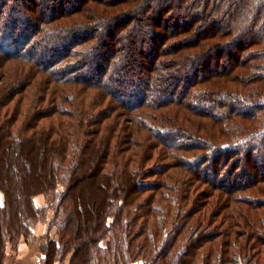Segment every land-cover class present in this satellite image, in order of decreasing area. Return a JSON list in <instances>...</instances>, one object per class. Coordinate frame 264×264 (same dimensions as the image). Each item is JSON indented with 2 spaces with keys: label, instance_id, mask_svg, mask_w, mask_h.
<instances>
[{
  "label": "trees",
  "instance_id": "16d2710c",
  "mask_svg": "<svg viewBox=\"0 0 264 264\" xmlns=\"http://www.w3.org/2000/svg\"><path fill=\"white\" fill-rule=\"evenodd\" d=\"M2 15L0 264L39 223L42 264H264V0H0Z\"/></svg>",
  "mask_w": 264,
  "mask_h": 264
},
{
  "label": "rangeland",
  "instance_id": "374dc122",
  "mask_svg": "<svg viewBox=\"0 0 264 264\" xmlns=\"http://www.w3.org/2000/svg\"><path fill=\"white\" fill-rule=\"evenodd\" d=\"M22 9H23V7H22ZM41 9V8H40ZM137 14H140L139 12L137 13ZM136 14V15H137ZM164 17L165 18H168V15L167 14H164ZM5 17L2 15L1 16V19H0V22L1 23H5ZM90 19H93V18H90ZM90 19H88V20H90ZM91 23H93V20L91 21ZM19 26V25H18ZM19 28V27H18ZM102 33H103V31H101ZM139 34V36H141V37H146V33L145 32H139L138 33ZM57 41V40H56ZM95 41V40H94ZM89 45H91V44H89ZM96 53H97V51H96ZM105 53H107V52H105ZM95 54V53H94ZM85 60H87V62L86 63H84V65H82V67L81 68H79L76 72H77V74H78V76H80L79 77V79L82 81V80H84L85 79V77L87 76V77H91V75H93L94 73H95V70L97 69L96 67L98 66V58L95 60V58H93L92 57V55H90L89 56V53H88V55H87V57H86V59ZM8 65H9V63L7 62V64H4V65H2L1 67H4L5 69H7V67H8ZM28 66H30L29 64H27ZM24 69V68H23ZM92 71V72H91ZM36 71L34 70L33 72H31V71H25L24 73H27V74H29V76H33L34 75V73H35ZM91 72V73H90ZM42 74H44V75H37L38 76V78L37 79H35V80H37L38 82H39V80H40V78L41 77H44L45 75H47L46 73H42ZM54 77H60L59 75H53ZM51 78V77H50ZM53 81H54V79L53 78H51ZM2 81V80H1ZM6 84V82L5 81H2V82H0V85L1 84ZM55 86H54V84H52V88H54ZM94 91H97V90H94ZM17 98H19V96H17ZM17 101H14L13 103H16ZM26 104H27V101H24V102H22V105L23 106H26ZM49 105V107H50V103L48 104ZM54 118H58V116H55ZM127 124L129 125V122H127ZM124 126L126 125L125 123L123 124ZM118 138H120V136H121V134L122 133H124V135H123V138L125 139V137H126V133H127V131H126V127L124 128V127H118ZM118 139H116L115 141H117ZM101 143H103V141L101 142ZM158 146V144L156 143V142H150V147L152 148V149H156V150H152V151H158L157 150V147ZM148 147V143H146L145 144V147H144V151H146V148ZM155 158H157L156 156L153 158V161L155 162ZM37 197L38 198H36L37 200H42L43 202L45 201V204L47 205L48 203H50V201H51V197L50 196H44V195H42V194H39V195H37ZM1 198H2V195H1V193H0V200H1ZM238 211V210H237ZM47 226H49V225H47ZM47 226H46V224L44 223V224H41V223H39L38 225L36 224V229L38 230L39 229V232H42V231H45V230H47ZM55 227L53 226V228H51V230L49 231L51 234H49L48 236L50 237V238H52V239H58L57 238V236L55 235ZM36 230V231H37ZM37 235H36V233H34V239L31 241V242H29L28 244H36V249L38 250V258H40L41 259V257L39 256V249H38V247H39V245H40V243H42V242H44L45 240H41L40 241V238H41V236L39 237V238H37L36 237ZM22 241H23V243L22 244H25V242H24V240L23 239H21ZM105 242H106V240H103L102 241V243H101V245L103 246L104 244H105ZM241 243L242 244H245V243H247L246 242V237L245 236H243V237H241ZM9 256V257H8ZM7 256V258H6V264H12L13 263V258H12V256H14V254H13V251H10L9 252V255ZM65 261H67V260H65ZM56 264H58V263H56ZM62 264V263H61ZM64 264V263H63Z\"/></svg>",
  "mask_w": 264,
  "mask_h": 264
},
{
  "label": "crops",
  "instance_id": "0c3cea01",
  "mask_svg": "<svg viewBox=\"0 0 264 264\" xmlns=\"http://www.w3.org/2000/svg\"><path fill=\"white\" fill-rule=\"evenodd\" d=\"M37 196L34 197L33 202L36 207H44L45 201L37 200ZM37 230V229H36ZM36 237L39 238L42 236L44 231L39 232V229L35 231ZM49 234H51L49 232ZM23 241L21 240V244H19L16 252H14L13 263L12 264H42V259L38 258V250L35 248L36 244H22ZM9 255V254H8ZM9 257V256H8ZM64 264H68V261H66Z\"/></svg>",
  "mask_w": 264,
  "mask_h": 264
}]
</instances>
